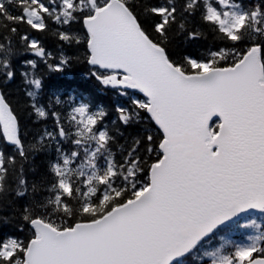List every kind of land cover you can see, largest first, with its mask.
<instances>
[{
  "label": "snow or ice",
  "instance_id": "6c2138e0",
  "mask_svg": "<svg viewBox=\"0 0 264 264\" xmlns=\"http://www.w3.org/2000/svg\"><path fill=\"white\" fill-rule=\"evenodd\" d=\"M81 62L114 120L45 99ZM193 262L264 264V0H0V264Z\"/></svg>",
  "mask_w": 264,
  "mask_h": 264
},
{
  "label": "trees",
  "instance_id": "16d2710c",
  "mask_svg": "<svg viewBox=\"0 0 264 264\" xmlns=\"http://www.w3.org/2000/svg\"><path fill=\"white\" fill-rule=\"evenodd\" d=\"M181 47H186L189 51L202 50L205 47H210L214 45L212 35L206 31L205 36L197 41L182 43L178 41ZM49 50L53 52V55L56 56L58 49L55 45L49 42ZM80 53L83 52V48L78 49ZM23 58H31L28 54ZM22 58V59H23ZM43 69V65H41ZM90 66L84 62L74 63L72 66L68 67L62 73H53L48 76L46 80L45 88V99L51 90H57L61 94L62 98H67L69 95H75L78 98H82L85 101H90L94 107L103 106L109 110L108 120H114L116 118V113L112 110L113 107L117 104L126 105L128 103V97L122 96L115 89L107 88L101 85L89 73ZM20 65L17 62V71L19 72ZM24 70H28L25 68ZM24 85L21 83V78L17 75L15 81L11 82L6 86V90L9 93V98L13 101L14 104L17 102L21 105V115L24 116L22 110L23 101L25 100L24 96ZM139 98H143L142 95L136 94ZM23 123L25 127L29 128L31 131H38L40 125H33L31 120L24 116ZM49 127L51 126V121L48 122ZM134 129H127L126 134L133 132ZM6 149L11 152L13 151L12 146L5 145ZM43 160L44 157H38L37 163L41 164V171L43 170ZM12 229L6 227L5 232L11 231ZM194 264V262H193Z\"/></svg>",
  "mask_w": 264,
  "mask_h": 264
},
{
  "label": "rangeland",
  "instance_id": "374dc122",
  "mask_svg": "<svg viewBox=\"0 0 264 264\" xmlns=\"http://www.w3.org/2000/svg\"><path fill=\"white\" fill-rule=\"evenodd\" d=\"M251 218H257L258 217H249V219ZM244 223H246L245 220H241L240 224L243 225ZM252 234V230L251 229H245L243 227L237 228L234 232L229 234V238L231 239H235L238 242L243 241L248 235Z\"/></svg>",
  "mask_w": 264,
  "mask_h": 264
}]
</instances>
